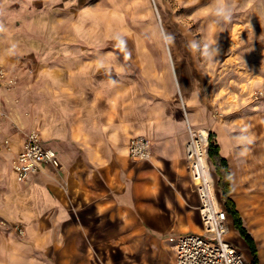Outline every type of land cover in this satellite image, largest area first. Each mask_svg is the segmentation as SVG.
I'll list each match as a JSON object with an SVG mask.
<instances>
[{
    "label": "crops",
    "instance_id": "obj_1",
    "mask_svg": "<svg viewBox=\"0 0 264 264\" xmlns=\"http://www.w3.org/2000/svg\"><path fill=\"white\" fill-rule=\"evenodd\" d=\"M137 1L29 0L27 11L42 13L43 22L34 23L28 39H17V50L7 51L26 60L27 71L13 89L0 91V264H129L148 241L174 246L181 235L202 232L194 224L198 198L185 160L193 126L186 103L178 102L179 96L189 100L185 76L179 69L153 76L135 63L140 56L75 52L87 39L110 51L118 42L135 43L126 29L133 27ZM135 11L143 17L142 9ZM138 23L148 27L144 18ZM115 29L128 40L116 34L120 40L114 42ZM31 130L57 153L60 166L45 165L19 182L11 161ZM137 136L151 142L150 164L129 158L128 143ZM217 138L230 171L227 135ZM231 169L232 196L248 218L249 233L264 247V227L246 215L238 196L235 160ZM228 230L226 237L234 235L233 224Z\"/></svg>",
    "mask_w": 264,
    "mask_h": 264
},
{
    "label": "rangeland",
    "instance_id": "obj_2",
    "mask_svg": "<svg viewBox=\"0 0 264 264\" xmlns=\"http://www.w3.org/2000/svg\"><path fill=\"white\" fill-rule=\"evenodd\" d=\"M35 3L42 4V0ZM28 4L29 0H0V46L4 53L0 62L18 82L22 80L20 74H26L27 61L20 62L7 51L17 50L20 47L17 39H28L34 35V23L41 26L43 22L42 13L29 14ZM131 8L133 27L126 31L135 43L118 42L110 51L105 45L93 44L87 39L82 49L78 45L75 52L78 56H133V59L140 56L141 60L135 63H140L149 74L154 71L153 76L159 71L179 69L187 80L189 104L184 96H179L178 102L181 106L186 103L191 125L213 133L215 140H218L217 133L227 135L229 197L243 226L249 233L248 218L242 216L232 196L233 160L238 166V196L247 205L246 215L251 219L255 217V222L264 227V44L254 42L264 41V0H141L132 2ZM135 9H142L143 17H139ZM139 18L148 21V27H140ZM116 31L111 35L114 42L120 40L118 34L121 40H128L122 32ZM212 173L216 193L224 207L219 177L215 169ZM229 219L231 229L233 223L231 217ZM194 224L196 230L203 231L200 216L196 215ZM232 231L234 235L231 233L225 240L252 264L250 247L241 240L236 229ZM253 240L259 261L264 264V247ZM174 246L148 241L134 262L174 264Z\"/></svg>",
    "mask_w": 264,
    "mask_h": 264
},
{
    "label": "built area",
    "instance_id": "obj_3",
    "mask_svg": "<svg viewBox=\"0 0 264 264\" xmlns=\"http://www.w3.org/2000/svg\"><path fill=\"white\" fill-rule=\"evenodd\" d=\"M17 85L15 76L9 74L0 62V91H10ZM209 133L188 125V141L185 145V160L188 175L197 195V207L203 231L181 235L174 246V264H250L242 253L225 240L229 228V215L217 195L212 168L207 155ZM4 149L11 151L8 141ZM128 155L134 162H150L153 153L151 142L143 137L132 138L128 143ZM45 165L57 168L60 160L57 153L43 146L37 131L27 133L22 151L11 161L19 182L38 174ZM2 221L0 220V228ZM18 234L23 229L15 227Z\"/></svg>",
    "mask_w": 264,
    "mask_h": 264
},
{
    "label": "trees",
    "instance_id": "obj_4",
    "mask_svg": "<svg viewBox=\"0 0 264 264\" xmlns=\"http://www.w3.org/2000/svg\"><path fill=\"white\" fill-rule=\"evenodd\" d=\"M207 155L210 162L215 167L216 173L219 177L218 186L222 191L221 199L224 203V208L231 217L234 228L239 232L241 238L250 247V250L253 255L252 264H257L258 255L253 237L251 236L250 233H248L246 228L243 226L242 218L240 217V214L237 212L234 202L229 197L231 193L230 173L228 171L226 160L220 156V149L215 140V135L213 133H209V145L207 149Z\"/></svg>",
    "mask_w": 264,
    "mask_h": 264
},
{
    "label": "bare ground",
    "instance_id": "obj_5",
    "mask_svg": "<svg viewBox=\"0 0 264 264\" xmlns=\"http://www.w3.org/2000/svg\"><path fill=\"white\" fill-rule=\"evenodd\" d=\"M237 28V27H236ZM238 30V29H237ZM237 33H239V32H237ZM202 131H203V129H201ZM205 132V131H204ZM206 133V132H205ZM208 133V132H207ZM221 137V139L223 138V136H220ZM227 232H228V230H227ZM226 235H227V233H226ZM226 235H225V237H226Z\"/></svg>",
    "mask_w": 264,
    "mask_h": 264
},
{
    "label": "flooded vegetation",
    "instance_id": "obj_6",
    "mask_svg": "<svg viewBox=\"0 0 264 264\" xmlns=\"http://www.w3.org/2000/svg\"><path fill=\"white\" fill-rule=\"evenodd\" d=\"M215 172H216V170H215ZM217 174V173H216Z\"/></svg>",
    "mask_w": 264,
    "mask_h": 264
}]
</instances>
